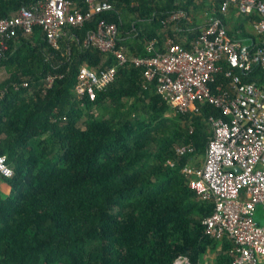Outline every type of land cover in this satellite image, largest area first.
<instances>
[{
    "label": "trees",
    "instance_id": "trees-1",
    "mask_svg": "<svg viewBox=\"0 0 264 264\" xmlns=\"http://www.w3.org/2000/svg\"><path fill=\"white\" fill-rule=\"evenodd\" d=\"M40 1L0 0V19ZM68 1L71 12L88 11V0ZM100 2L110 8L66 26L59 48L41 25L32 24V32L17 26L0 59L7 75L0 80V156L14 171L0 174V184L11 187L9 194L0 189V264H174L181 256L193 264H234L233 243L205 234L215 203L198 196L184 171L201 164L213 135L209 118L222 110L202 103L201 112L179 111L147 77L148 66L134 62L165 50V30L182 45L199 36L198 26L189 30L198 25L189 22L193 1ZM178 12L185 17L168 23ZM103 21L115 28V51L89 41ZM185 33L188 42L180 41ZM82 65L116 70L94 101L76 92ZM235 72L264 85L261 66ZM50 74L63 77L45 92ZM230 83L220 73L212 88ZM185 145L196 153L179 156Z\"/></svg>",
    "mask_w": 264,
    "mask_h": 264
},
{
    "label": "built area",
    "instance_id": "built-area-1",
    "mask_svg": "<svg viewBox=\"0 0 264 264\" xmlns=\"http://www.w3.org/2000/svg\"><path fill=\"white\" fill-rule=\"evenodd\" d=\"M207 1L221 2V11L210 17L192 49L170 40L165 51L147 59L136 58L134 62L148 66L147 77L158 80L159 92L179 111H200L202 103L222 110L221 116L209 118L213 136L203 166L186 165L184 171L198 196L215 203L214 212L204 220L205 234L217 240L228 238L233 243L234 264H264V225L256 219L258 207L264 208V85L244 82L235 72L236 69L251 71L257 66L264 69V0ZM87 2L89 8L84 13L71 12L68 0H41L33 8H22L15 17L0 19V59L15 37L17 26L32 32V24L41 25L49 41L57 47L66 26L84 25L110 8L109 3L100 0ZM233 6L244 14L257 15L254 28L259 41L248 49H242L225 25L223 17L230 14ZM183 15L175 13L173 17L178 19ZM114 31V26L103 21L89 41L103 51H115ZM154 49L152 43L149 50ZM116 53L123 62L127 61L124 54ZM220 73L231 78V83L229 87L218 85L213 90L212 84ZM115 75L113 68L82 66L76 92L94 101L97 91L107 88ZM58 78L62 76H48L45 92ZM27 85L26 82L24 86ZM195 152L191 145L177 148L179 156ZM0 174L14 175L5 156H0ZM174 264L193 263L181 256Z\"/></svg>",
    "mask_w": 264,
    "mask_h": 264
},
{
    "label": "crops",
    "instance_id": "crops-1",
    "mask_svg": "<svg viewBox=\"0 0 264 264\" xmlns=\"http://www.w3.org/2000/svg\"><path fill=\"white\" fill-rule=\"evenodd\" d=\"M192 1H193L192 9H194L193 12H195V17H197V18L193 17V15H192V16H190V21L189 22H190V25L191 24L194 25L195 23H198V25H196L195 27L194 26H190L189 27V30H192L193 29L192 32H196L194 30L199 27V31H200V34H201L202 29L208 23L210 17L212 15H216V14H219L220 13V11H221V4L222 3L221 2H211V1H207V0H192ZM217 9H219V11ZM232 12H233V17L230 18V16L232 15ZM178 13L185 14L184 12H178ZM174 14H172L170 16V18L168 19V23H173V22H175L177 20V19H175L173 17ZM182 17H185V16L183 15ZM182 17H180V18H182ZM224 17H226V16H224ZM256 17H257L256 14L253 16V15H250V14H244V13H242L239 10V8L236 7V6H233L232 9L230 8V14L226 17V18H228V22L230 23V27H228V28L231 29V30H233L234 33H235V37H233V39L234 38H235V40L237 39V41L240 43L242 49H248V48H250L255 43V41H256V43L259 41L258 34H256L257 32H256V30L254 28V18H256ZM180 18H178V19H180ZM236 19L239 20V21H238L237 25H234L236 23L234 20H236ZM252 19H253V21H252ZM233 25L235 26L234 29H233ZM238 26H239V29L238 30H235V28L238 27ZM65 33H66V31H65ZM165 34H166L165 35V37H166V39H165L166 40L165 41V50H166V48L168 46V42L170 40H173L176 44H179L180 46H183V47H185L187 49H192L194 43H196L198 41L199 36H200V34H199V36L196 39H191L189 41L188 40L189 34L188 33H185L187 35H184L183 38L180 39V41H184V42H188L189 41V44L188 45H182V44H180V43H178L176 41L175 37L170 36L167 33L166 30H165ZM244 34H246V35H244ZM152 43H154V46L156 48V44H158L157 39L152 40L151 43H150V45ZM56 48H59V44H58V46ZM165 50H163V51H165ZM82 66H87V65H82ZM225 68H226V66H225ZM95 69H99V68H95ZM50 75H58V74H50ZM60 76L63 77V75H60ZM216 88H217V86H216ZM199 112H201V111H199ZM212 116H214V115H212ZM207 148H208V146H207ZM206 153H207V151H206ZM205 158H206V154L201 159L202 162H201L200 165H197V164L196 165L195 164H187V165H194L196 167H202L203 164H204V162H205ZM0 187H1L0 188L1 191L5 192L6 194H9L11 192V187L7 183L1 182ZM206 201H208V200H206ZM233 247H234V245H233ZM219 249H221V248H219ZM209 257L211 258L212 262L215 263L214 260L217 257V253L216 252H213V253L209 254Z\"/></svg>",
    "mask_w": 264,
    "mask_h": 264
},
{
    "label": "rangeland",
    "instance_id": "rangeland-1",
    "mask_svg": "<svg viewBox=\"0 0 264 264\" xmlns=\"http://www.w3.org/2000/svg\"><path fill=\"white\" fill-rule=\"evenodd\" d=\"M6 77H7L6 71H4V69L0 70V80ZM256 219L258 220V222L264 225V208L262 206L258 207Z\"/></svg>",
    "mask_w": 264,
    "mask_h": 264
}]
</instances>
